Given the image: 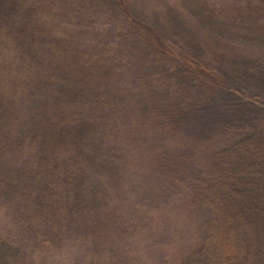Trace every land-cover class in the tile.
Instances as JSON below:
<instances>
[{"label":"rangeland","instance_id":"1","mask_svg":"<svg viewBox=\"0 0 264 264\" xmlns=\"http://www.w3.org/2000/svg\"><path fill=\"white\" fill-rule=\"evenodd\" d=\"M13 2L14 31L27 13L51 33L21 50L0 17L2 34L10 36L7 59L16 62L14 72L0 66V234L29 264H177L203 241L209 212L190 199L193 175L166 165L175 168L174 152L188 151L187 143L198 164L264 129V0H124L126 11L116 0ZM127 16L178 42L175 51L182 47L224 70L221 86L234 80L257 91L263 99L249 98L246 107L251 128L217 125L221 133L210 140L190 129L191 137L176 141L151 125L146 109L168 106L160 83L173 73L169 65L179 64L153 57L130 33ZM49 57L69 74L47 65ZM37 77L29 97L19 95L21 83ZM173 78L188 108L212 102L200 105V121H211L225 98L216 95L218 81L210 82L217 87L211 101L196 78Z\"/></svg>","mask_w":264,"mask_h":264},{"label":"trees","instance_id":"2","mask_svg":"<svg viewBox=\"0 0 264 264\" xmlns=\"http://www.w3.org/2000/svg\"><path fill=\"white\" fill-rule=\"evenodd\" d=\"M116 1L123 11H126L124 0ZM13 10H15L13 0H0V17H7L6 26L9 35L11 33L14 35L12 44L17 48L25 50L33 39L41 38L45 34L50 35V30H46L44 24L41 27L37 24L38 22L29 18L27 13L20 14L22 27L14 31L15 25L11 22ZM129 20L132 23L128 29H134L130 33L141 40L145 47L153 50V57L163 60L172 58L178 60L179 64L176 67L169 65L173 73L165 75L163 78L165 80L160 83V87L167 88L166 94L170 102L168 106L163 109H146L147 117L153 122L151 125L161 126L166 136L176 141H184L191 137L188 134L190 129L199 133L192 137L201 139L204 134H211L208 138L210 140L213 139L212 134L218 136L221 133L218 132L217 125H225L227 127L225 131L251 128L247 126L246 107L251 105L247 102L250 101L249 98L253 99L250 101L253 104L258 97L263 99L257 91L240 88L237 83H233L234 80L221 86V79H225L224 70H218L213 66L208 68L205 63L191 56L189 50L185 51L182 47L180 51H175L178 50V42L166 39L165 33H154L150 28L137 25L135 19L127 16L126 21ZM9 37L2 34L0 24V66L3 65L8 72H14L16 62L11 63L7 59L3 46V43H8ZM157 49L160 50L157 52ZM57 59L59 58L49 57L47 62V65L54 64L56 71H58L56 64L59 62ZM58 65L59 69L65 67ZM60 72L69 74V68ZM174 74L196 78L200 86L210 89L208 100L211 101L216 99L212 89L218 87L216 95L221 94L225 98L220 100L221 109L212 112L213 114L210 113L211 121L208 120L206 123L200 121V116L203 115L200 105L206 109L212 106V102L201 100L191 102L188 108L184 98L179 95L182 91L174 89L176 87L173 82ZM39 78H34L31 84L33 86L21 83L19 95L29 97L26 94L32 92ZM61 80L65 83L63 76ZM216 81L218 86L211 88L210 82ZM16 83L19 84V81ZM65 85L69 86L67 83ZM38 87L42 88V83ZM222 88L225 91L224 95H222ZM173 89L174 94H170ZM247 93H251L248 94L250 96L248 98L244 97ZM213 117L215 122L212 121ZM197 122L198 128L192 125ZM186 146L189 150L185 153L183 150L174 152L177 155L175 157H179L175 162V168L167 164L166 169L179 168L181 177L193 175L190 199L194 205L207 209L209 216L205 221L203 241L197 248L181 257L177 264H264V129H254L229 146L200 158L198 164L193 146L188 143ZM110 147L111 145L109 149ZM171 175L173 176L172 172ZM0 264H29L24 258L23 250L6 240L1 234Z\"/></svg>","mask_w":264,"mask_h":264}]
</instances>
